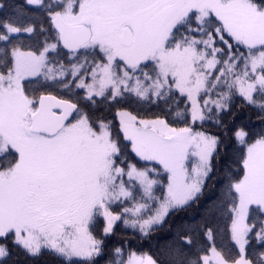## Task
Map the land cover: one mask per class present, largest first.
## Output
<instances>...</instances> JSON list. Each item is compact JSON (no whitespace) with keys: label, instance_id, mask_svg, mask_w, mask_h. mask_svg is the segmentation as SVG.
Masks as SVG:
<instances>
[{"label":"snow or ice","instance_id":"1","mask_svg":"<svg viewBox=\"0 0 264 264\" xmlns=\"http://www.w3.org/2000/svg\"><path fill=\"white\" fill-rule=\"evenodd\" d=\"M0 264H264V0H0Z\"/></svg>","mask_w":264,"mask_h":264}]
</instances>
